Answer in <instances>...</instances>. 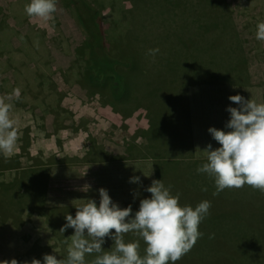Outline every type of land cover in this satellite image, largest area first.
<instances>
[{
    "label": "rangeland",
    "instance_id": "obj_1",
    "mask_svg": "<svg viewBox=\"0 0 264 264\" xmlns=\"http://www.w3.org/2000/svg\"><path fill=\"white\" fill-rule=\"evenodd\" d=\"M213 1L90 0L109 51L128 63L116 98L85 80L86 33L66 0L48 20L26 14L30 0H0V99L18 132L14 153H0V262L66 259L74 229L60 232L65 216L89 199L99 206L104 188L134 218L160 176L181 206L211 203L200 240L213 232L217 242L196 243L191 257L216 247L229 264H264V193L245 185L213 195L214 178L197 172L202 150L220 147L208 129L227 131V109L239 107L229 97L264 103V0ZM124 240L143 241L131 232Z\"/></svg>",
    "mask_w": 264,
    "mask_h": 264
},
{
    "label": "clouds",
    "instance_id": "obj_2",
    "mask_svg": "<svg viewBox=\"0 0 264 264\" xmlns=\"http://www.w3.org/2000/svg\"><path fill=\"white\" fill-rule=\"evenodd\" d=\"M56 10L57 0H30L25 5L30 18L48 20ZM256 38L264 41V22L257 25ZM158 52L159 49L149 50L153 57ZM14 94L19 96L20 90L15 89ZM229 100L239 107L227 109L230 113V120L225 125L227 131L215 127L208 129L220 147L213 150L209 144L202 150L207 154V162L197 172L214 178L217 191L213 195L245 185L264 193V103L241 95L230 96ZM10 113L11 105L0 99V153L5 156L14 153L18 141L16 122ZM131 182L139 183L140 177H133ZM202 190L207 191L206 188ZM146 191L151 197L140 201L139 210L132 218L131 206L122 209L113 202L106 189H99V206L89 199L76 208L75 217L65 216L66 224L60 232L74 229L69 238L67 258L57 259L55 255L46 254L43 264H87L86 256L94 253L96 258L91 264H176L201 238L199 225L209 214L211 203L205 200L195 208L181 206L179 194L172 195L162 180H153ZM130 232L147 245L143 257L139 253V241L125 242L124 235ZM106 237L114 241L109 251L102 247ZM0 264L19 262L12 259ZM31 264L42 262L33 258Z\"/></svg>",
    "mask_w": 264,
    "mask_h": 264
},
{
    "label": "trees",
    "instance_id": "obj_3",
    "mask_svg": "<svg viewBox=\"0 0 264 264\" xmlns=\"http://www.w3.org/2000/svg\"><path fill=\"white\" fill-rule=\"evenodd\" d=\"M205 1L207 4H212L213 0H201ZM224 2V1H223ZM66 3L71 6L75 12L77 21L83 27L86 33V39L84 46L87 48L86 60H85V80L92 86L108 90L111 95L116 98L123 97L126 94L127 90V74L122 71V66H127L126 63H123L117 59L108 49L105 41V30H104V17L101 10L96 7L90 0H66ZM214 5V4H212ZM160 180V176L157 177ZM157 179V180H158ZM163 181V179L161 178ZM214 222L217 219H213ZM211 222V221H210ZM219 228L221 223L216 224ZM216 226L212 225V229H215ZM224 230V229H223ZM211 232L206 234L203 238V243L206 248L212 249V246L217 242V236ZM254 237V236H253ZM251 239V238H250ZM199 239L197 244H203ZM240 244L239 248L243 247V252L246 253L247 245L237 241ZM210 244V245H209ZM103 245L113 247L114 241L109 239V242H105ZM140 255L143 257L146 255L145 247L147 246L143 241L139 243ZM215 249L209 251V256L207 259H203L204 253L198 252L202 255V258L195 256L191 257L190 252L183 256V258L176 262V264H229L226 251H219ZM144 249V250H143ZM220 254L219 256H215ZM245 258L248 256L245 254ZM206 258V257H205ZM224 258V259H223ZM232 260V256L229 257ZM171 264V262H170Z\"/></svg>",
    "mask_w": 264,
    "mask_h": 264
}]
</instances>
